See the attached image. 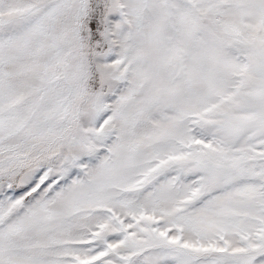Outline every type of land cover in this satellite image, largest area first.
<instances>
[{
	"label": "snow or ice",
	"instance_id": "snow-or-ice-1",
	"mask_svg": "<svg viewBox=\"0 0 264 264\" xmlns=\"http://www.w3.org/2000/svg\"><path fill=\"white\" fill-rule=\"evenodd\" d=\"M0 264H264V0H0Z\"/></svg>",
	"mask_w": 264,
	"mask_h": 264
}]
</instances>
